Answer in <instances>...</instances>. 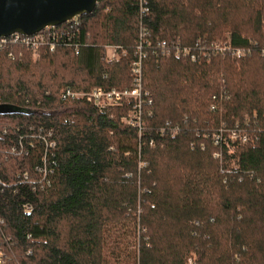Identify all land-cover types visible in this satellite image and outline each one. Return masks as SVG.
<instances>
[{"label":"trees","instance_id":"16d2710c","mask_svg":"<svg viewBox=\"0 0 264 264\" xmlns=\"http://www.w3.org/2000/svg\"><path fill=\"white\" fill-rule=\"evenodd\" d=\"M72 30L77 54L0 49V264H264V58L156 56L163 40L264 45V0H97ZM141 40L140 131L62 99L131 87ZM244 115L259 140L220 161L211 134Z\"/></svg>","mask_w":264,"mask_h":264},{"label":"built area","instance_id":"2783aa9c","mask_svg":"<svg viewBox=\"0 0 264 264\" xmlns=\"http://www.w3.org/2000/svg\"><path fill=\"white\" fill-rule=\"evenodd\" d=\"M146 11L145 8H141ZM78 17L75 16L71 20L59 26H48L39 32L33 34H21L14 32L7 36L0 35V49L8 47L11 44L22 45L37 54L39 49H46L54 51L61 46H68L73 48L74 53L79 51V45L74 41L73 27L78 25ZM61 26V27H60ZM72 27V28H71ZM149 46L147 41L141 40L136 46V59L132 63L131 75L132 85L124 89H105L103 87H95L91 90H72L69 88L61 92L63 100H85L92 104L98 111H103L111 107L130 105L131 116L127 118L128 125L135 126L139 129L143 127L142 107L144 103H150L151 99L147 91L142 88V59L146 56L143 45ZM119 45L113 44L105 47V59L107 61H114L119 58ZM158 53L156 56L161 57H180L187 58L192 61H199L200 59H208L211 55H219L221 57L242 58L251 52H257L264 58V45H259L256 42L249 40L245 46H235L230 40L215 41L207 44L201 39H197L191 45H183L179 40L173 41H159L156 45ZM214 109V106L212 105ZM250 121L247 115H244L242 122L235 123L232 127H223L214 131L211 134L213 144L218 147V151L214 153L220 161L222 160L223 150L227 154L234 153V151L241 146L249 143H255L259 140L256 133L249 132ZM180 126L168 125L161 127L159 132L164 134L169 133L171 136L177 134ZM45 142V149L38 150L37 154L41 159L42 165L36 169L42 173L43 178L48 172V153L47 146L53 147V142ZM153 145V141L150 142ZM33 145L32 143L30 144ZM27 154V152H25ZM27 211H31V207L27 206ZM187 264H196L193 256L188 258Z\"/></svg>","mask_w":264,"mask_h":264},{"label":"water","instance_id":"95a60500","mask_svg":"<svg viewBox=\"0 0 264 264\" xmlns=\"http://www.w3.org/2000/svg\"><path fill=\"white\" fill-rule=\"evenodd\" d=\"M97 0H0V35L33 34L90 14Z\"/></svg>","mask_w":264,"mask_h":264},{"label":"rangeland","instance_id":"374dc122","mask_svg":"<svg viewBox=\"0 0 264 264\" xmlns=\"http://www.w3.org/2000/svg\"><path fill=\"white\" fill-rule=\"evenodd\" d=\"M118 40H120V33L119 32H115L114 31V40H113V44H115ZM112 43H110V44H106L105 46H104V51H106V49H105V47L106 46H108V45H113ZM37 59H38V55L37 54H31V60H32V62L33 63H35L36 61H37ZM111 113L114 115V113L115 112H117V113H120V111H122L121 112V114H119V121L122 123V124H124V125H126V123H127V118L129 117V116H131V110H130V105H128V104H124L123 106H116V107H111ZM116 114V113H115ZM0 263H2L1 262V259H0Z\"/></svg>","mask_w":264,"mask_h":264}]
</instances>
